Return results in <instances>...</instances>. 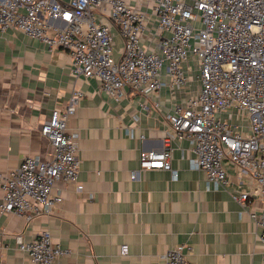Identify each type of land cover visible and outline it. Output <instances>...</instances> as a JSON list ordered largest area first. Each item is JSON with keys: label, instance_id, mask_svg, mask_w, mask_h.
I'll return each instance as SVG.
<instances>
[{"label": "crops", "instance_id": "0c3cea01", "mask_svg": "<svg viewBox=\"0 0 264 264\" xmlns=\"http://www.w3.org/2000/svg\"><path fill=\"white\" fill-rule=\"evenodd\" d=\"M123 45L116 32L117 57ZM194 64H185L192 69L189 86L166 85L148 98L128 90L116 100L96 77L71 72L67 49L0 26V174L28 155L51 158L53 148L41 126L75 90L83 93L69 120L70 131L78 134L83 188L58 180L54 192L63 202L32 220L0 212V264H30L19 242L44 229L69 250L55 264H165L164 254L179 244L191 246L193 264L261 263L259 227L232 196L250 190L253 180L240 182L228 164L231 185L209 189L203 170L191 164L196 156L191 142L171 136L172 108L199 92ZM233 120L248 123L247 118ZM166 145L172 149L171 169H140L141 150ZM3 196L0 188V202ZM251 199L253 207L264 209V198ZM124 244L129 246L125 255Z\"/></svg>", "mask_w": 264, "mask_h": 264}, {"label": "built area", "instance_id": "2783aa9c", "mask_svg": "<svg viewBox=\"0 0 264 264\" xmlns=\"http://www.w3.org/2000/svg\"><path fill=\"white\" fill-rule=\"evenodd\" d=\"M0 26L67 49L71 72L96 77L116 100L128 90L148 98L166 85L189 86L192 69L185 64L192 60L199 92L172 108L171 136L191 142L196 153L191 164L203 170L209 189L231 185L228 164L240 182L253 180L250 190L232 196L259 227L264 264V209L253 207L251 199L264 198V0H0ZM116 32L124 44L119 57ZM82 96L75 90L43 122L51 158L28 155L0 174L1 213L32 220L63 202L62 194L54 192L58 180L83 188L78 134L69 127ZM171 152L170 145L141 150L140 169H171ZM19 249L28 253L30 264H55L69 254L48 229L20 241ZM190 250L179 244L164 254V263L193 264ZM121 252L127 254L129 246L122 245Z\"/></svg>", "mask_w": 264, "mask_h": 264}]
</instances>
